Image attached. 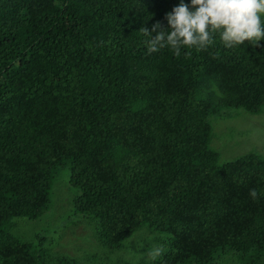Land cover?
Returning <instances> with one entry per match:
<instances>
[{
    "label": "trees",
    "instance_id": "1",
    "mask_svg": "<svg viewBox=\"0 0 264 264\" xmlns=\"http://www.w3.org/2000/svg\"><path fill=\"white\" fill-rule=\"evenodd\" d=\"M177 2L0 0V264L48 263L12 221L48 212L64 167L110 249L147 228L169 243L147 264L261 262L264 157L219 164L209 118L261 112L264 41L148 54L142 27Z\"/></svg>",
    "mask_w": 264,
    "mask_h": 264
},
{
    "label": "rangeland",
    "instance_id": "2",
    "mask_svg": "<svg viewBox=\"0 0 264 264\" xmlns=\"http://www.w3.org/2000/svg\"><path fill=\"white\" fill-rule=\"evenodd\" d=\"M264 19V18H262ZM212 130L210 148L218 154V163L232 162L247 153L264 157V107L251 115L241 109L224 108L209 118ZM78 192L69 186V170H58L51 192V206L41 218L12 221L11 233L40 246L48 254L47 264H58L65 257L76 264H147L153 262L148 253L160 248L168 250L167 238L143 228L126 240L118 250L104 246L98 239L96 221L73 210ZM213 264H241L237 257L225 252ZM259 264H264V257Z\"/></svg>",
    "mask_w": 264,
    "mask_h": 264
},
{
    "label": "clouds",
    "instance_id": "3",
    "mask_svg": "<svg viewBox=\"0 0 264 264\" xmlns=\"http://www.w3.org/2000/svg\"><path fill=\"white\" fill-rule=\"evenodd\" d=\"M264 0H178L150 28L142 27L141 36L148 54L168 48L174 56H188L192 50L204 51L218 41L225 49L244 42L264 41ZM154 33V35H153ZM264 194V193H261ZM248 195L255 200L256 189ZM160 248L149 251L155 261Z\"/></svg>",
    "mask_w": 264,
    "mask_h": 264
}]
</instances>
